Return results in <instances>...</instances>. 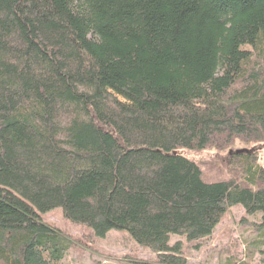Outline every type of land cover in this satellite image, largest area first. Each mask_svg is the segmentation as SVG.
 <instances>
[{"label": "trees", "instance_id": "1", "mask_svg": "<svg viewBox=\"0 0 264 264\" xmlns=\"http://www.w3.org/2000/svg\"><path fill=\"white\" fill-rule=\"evenodd\" d=\"M230 153L204 182L180 150ZM264 0H0V264L82 242L42 214L186 264L241 205L264 227ZM261 264H264L261 263Z\"/></svg>", "mask_w": 264, "mask_h": 264}, {"label": "rangeland", "instance_id": "2", "mask_svg": "<svg viewBox=\"0 0 264 264\" xmlns=\"http://www.w3.org/2000/svg\"><path fill=\"white\" fill-rule=\"evenodd\" d=\"M245 142L227 147H207L202 150H180L194 162L204 182L228 180L238 175L229 173L233 162L230 153L249 148ZM264 167V151L258 153ZM49 222L69 231L79 238L81 245L72 247L59 264H135L129 260L150 261L154 253L137 246L125 232L105 230L102 238L92 236V229L84 224L72 223L64 218L60 207H52L40 214ZM182 244L186 264H261L264 262V227L260 214H247L242 206L230 207L222 216L211 235L199 241H188L184 236L171 235L169 245Z\"/></svg>", "mask_w": 264, "mask_h": 264}, {"label": "water", "instance_id": "3", "mask_svg": "<svg viewBox=\"0 0 264 264\" xmlns=\"http://www.w3.org/2000/svg\"><path fill=\"white\" fill-rule=\"evenodd\" d=\"M240 150H236L234 153H237V152H239Z\"/></svg>", "mask_w": 264, "mask_h": 264}]
</instances>
